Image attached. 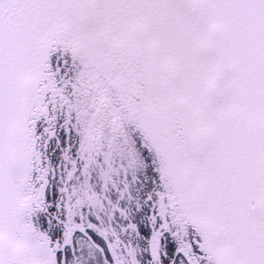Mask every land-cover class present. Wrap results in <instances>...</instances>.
<instances>
[{
	"label": "snow or ice",
	"instance_id": "snow-or-ice-1",
	"mask_svg": "<svg viewBox=\"0 0 264 264\" xmlns=\"http://www.w3.org/2000/svg\"><path fill=\"white\" fill-rule=\"evenodd\" d=\"M0 264H264V0H0Z\"/></svg>",
	"mask_w": 264,
	"mask_h": 264
}]
</instances>
